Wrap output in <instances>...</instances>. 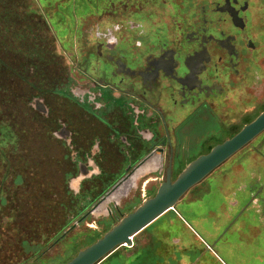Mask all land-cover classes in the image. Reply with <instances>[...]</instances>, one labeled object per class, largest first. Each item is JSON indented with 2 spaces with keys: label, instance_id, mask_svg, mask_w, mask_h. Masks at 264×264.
<instances>
[{
  "label": "flooded vegetation",
  "instance_id": "1",
  "mask_svg": "<svg viewBox=\"0 0 264 264\" xmlns=\"http://www.w3.org/2000/svg\"><path fill=\"white\" fill-rule=\"evenodd\" d=\"M253 3L105 0L95 5L93 14L72 19L79 22L78 29L67 45L58 43L37 14L26 22L19 16L16 50L9 51L10 41L2 40L0 85L4 104L14 102L17 151H41L42 157L35 154L29 161V170L39 168L40 187L42 181L48 184L44 176L51 178L52 193L47 199L50 211L27 217L31 211L20 199L25 182L20 166H26L25 160H11L0 151V264L6 261L7 221L27 220L46 238L54 237L52 228L69 230L88 216L103 215L115 225L141 204L120 214L140 187L144 200L150 198L160 184L174 181L189 163L264 112V5L258 9ZM151 5L161 8V14L147 12ZM11 56L13 68L4 64ZM254 139L164 215L183 202L200 207L207 195L219 203L212 208L217 213L221 207L224 229L236 226L234 231L241 230V213L253 210L258 214L254 231L260 234L259 262L264 264L261 171L241 173V162L233 157ZM197 147L201 151L189 155ZM256 155L264 166L263 154ZM243 188L246 201L241 206ZM19 226L14 222L21 235Z\"/></svg>",
  "mask_w": 264,
  "mask_h": 264
},
{
  "label": "rangeland",
  "instance_id": "2",
  "mask_svg": "<svg viewBox=\"0 0 264 264\" xmlns=\"http://www.w3.org/2000/svg\"><path fill=\"white\" fill-rule=\"evenodd\" d=\"M98 1L102 0H12L13 3L17 4V17L18 14L23 15V13H29L30 11L33 14H37L38 16L36 17L44 19L43 21L48 24L60 45H67L70 40V43L74 41L75 29H78L77 24L79 22H72V19L75 21L83 13L93 14L95 5L105 3V0L102 3ZM253 1V7L255 8L259 9L261 8L259 7L260 4L264 5V0ZM147 12L157 15L161 14L162 9L157 7V5H151L148 7ZM262 13L264 14V9L263 11L261 10ZM32 18L33 16H29L28 20ZM7 20L13 21V18L9 17ZM148 23L150 24L151 22L148 21ZM261 24H264V22H261ZM9 27H12V22L7 23V28ZM24 28L27 29L28 27L24 26ZM38 30H40L39 27ZM7 31L5 33L8 35L10 30ZM11 40L13 41L9 51L13 52L16 50L15 39L11 38ZM12 57H6L7 60L5 59L4 64L13 68L15 61H13ZM2 76L4 75L1 72L0 79H2ZM0 95L2 96V104L0 106V151L3 149V156L11 160L19 158L21 163H23L22 160H25L26 163V166H20V174L23 181H25L21 186L23 190L22 196H24H20L21 205L29 207L31 212L27 213V217H32V214L37 211L39 214L40 212L50 211L46 208L50 204L47 201L48 195L52 193V188L49 186V184L52 186L51 178L44 176V179H49L48 184L42 181L43 185L40 187L38 183L40 177L39 168L35 166L36 170H29L32 167L29 161L42 157V153L36 149H20L17 151V144L13 136L14 102L11 101L9 103L8 101V104H4L1 85ZM250 107L247 106L248 110ZM6 127H9V129ZM222 135L220 134V136ZM25 136L26 139L29 137L28 134ZM14 148L16 149L14 150ZM200 151L197 147L190 150L189 155L193 156ZM45 152L46 150L43 153L45 154ZM240 152L233 157L241 162V173H248L252 168L257 171L260 170L261 183L264 182V166L260 164L261 161L257 160L259 158H256L257 152L262 153L264 156V134L258 135L251 145ZM48 169L44 168V171L47 172ZM3 173L4 168L1 165L0 176ZM7 173L5 172V174ZM244 180V183L248 184V182L246 183L247 180ZM55 181H53V184L54 182L56 184L59 183L58 178ZM257 185L256 183L255 186ZM8 189L10 188L8 187ZM141 194L140 187V190L136 192V196L132 198L129 196V201L133 202L119 209L120 214H126L127 210H131V206H136L138 201L142 203L144 198ZM245 194L244 188L241 189V206L246 201V198H244ZM25 196H29V198ZM188 198L189 196L187 195L184 201ZM65 200L62 197L59 198L61 202H65ZM23 202L27 203L23 204ZM37 202H43V208L35 205ZM216 203L219 205L216 199L205 195L200 207L190 202L177 204L173 213L164 215L160 220H156L134 236L131 239V247L118 248L115 251L116 255L102 264H260L259 257L261 252L258 251V245L256 244V239L260 237V234L254 231V226L258 223V214L255 213L254 215L253 210L249 209L241 213V230L236 229L233 231L236 226L224 229L226 221L221 213V207L219 212H213L215 210L212 206L214 207ZM206 209H211L212 212L207 214ZM54 213L56 215V212ZM14 222H16L17 226L20 225L21 235L19 230L13 228ZM26 223L27 220L24 223H20L19 220L14 219L13 222L11 220L7 221L6 226L3 227L5 235H7L3 243L5 254L4 252L1 253L6 258L5 264H65L79 251L89 246L91 241L96 238L99 239L114 226V223L107 220L103 215L98 217L88 216L81 224L74 228L71 227L69 230L63 229L57 232L56 229L52 228L53 231L51 232L55 233L54 237L49 235V238H46L47 235H44V238L40 237L43 234V230L34 229L33 225ZM167 225L168 227H166ZM33 238H36V241ZM3 256L1 255V257Z\"/></svg>",
  "mask_w": 264,
  "mask_h": 264
},
{
  "label": "water",
  "instance_id": "3",
  "mask_svg": "<svg viewBox=\"0 0 264 264\" xmlns=\"http://www.w3.org/2000/svg\"><path fill=\"white\" fill-rule=\"evenodd\" d=\"M264 131V112L230 139L189 163L176 179L159 185L153 196L122 216L99 239L79 251L65 264H100L118 248L131 247V239L171 211L174 204L209 172Z\"/></svg>",
  "mask_w": 264,
  "mask_h": 264
},
{
  "label": "trees",
  "instance_id": "4",
  "mask_svg": "<svg viewBox=\"0 0 264 264\" xmlns=\"http://www.w3.org/2000/svg\"><path fill=\"white\" fill-rule=\"evenodd\" d=\"M16 10H17V4L13 3L12 0H0V48L3 46L2 40L4 39V37L7 41H10V43H9L10 45H11V42L13 41V40H11V38L16 39V31H17L16 20L19 19V16H21L22 22H26V20H28L29 16L34 15L32 13V11H30L29 13H23V15L18 14V17H17V15H16L17 11ZM9 17L13 18V21L7 20ZM8 22H12V27L7 28ZM13 23H14V25H13ZM7 30H10L8 35L5 33V32H8ZM1 98H2V96L0 95V106L2 104ZM36 205H38L40 208H43L44 203L43 202H37ZM158 220H160V219H158ZM97 239L98 238H96L95 240H97ZM94 241H91V244ZM115 255H116V252L114 251L110 256H108L100 264H102L103 262H106L112 256H115ZM151 259H152V257H151Z\"/></svg>",
  "mask_w": 264,
  "mask_h": 264
}]
</instances>
